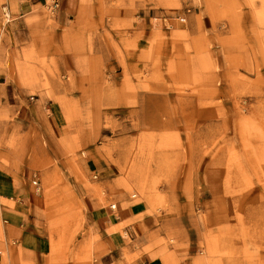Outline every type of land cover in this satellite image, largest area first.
Segmentation results:
<instances>
[{"label": "rangeland", "instance_id": "1", "mask_svg": "<svg viewBox=\"0 0 264 264\" xmlns=\"http://www.w3.org/2000/svg\"><path fill=\"white\" fill-rule=\"evenodd\" d=\"M16 2L0 171L34 198L49 263L103 253L95 197L144 203L164 264H264V0Z\"/></svg>", "mask_w": 264, "mask_h": 264}, {"label": "crops", "instance_id": "2", "mask_svg": "<svg viewBox=\"0 0 264 264\" xmlns=\"http://www.w3.org/2000/svg\"><path fill=\"white\" fill-rule=\"evenodd\" d=\"M17 1V7L43 2ZM73 3L79 6V0L62 1L66 10ZM4 77L0 70V85L5 83ZM26 108L27 105H24L21 115L27 112ZM21 192L1 170L0 264H50L49 241L33 211L35 200ZM110 202H101L95 197L87 202L89 223L98 237L97 240L93 239V248L98 246L105 249L93 264H164L160 257H150L156 252V233L150 227L153 219L145 214L147 206L128 198L116 200L112 203L114 207Z\"/></svg>", "mask_w": 264, "mask_h": 264}, {"label": "built area", "instance_id": "3", "mask_svg": "<svg viewBox=\"0 0 264 264\" xmlns=\"http://www.w3.org/2000/svg\"><path fill=\"white\" fill-rule=\"evenodd\" d=\"M62 1L63 0H44V5L50 12H55L61 7ZM96 176V174L93 175L94 178H96ZM31 178L32 185L36 190H39V179L36 174H33ZM111 207H114V205L112 204Z\"/></svg>", "mask_w": 264, "mask_h": 264}]
</instances>
